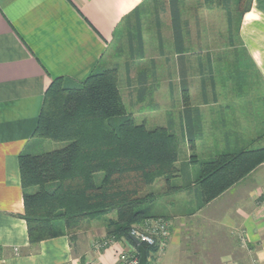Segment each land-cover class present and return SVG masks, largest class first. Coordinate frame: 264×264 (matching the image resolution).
Listing matches in <instances>:
<instances>
[{
	"label": "crops",
	"instance_id": "1",
	"mask_svg": "<svg viewBox=\"0 0 264 264\" xmlns=\"http://www.w3.org/2000/svg\"><path fill=\"white\" fill-rule=\"evenodd\" d=\"M147 1L0 0V264H122L120 253L133 249L124 239L101 250L94 248V240L105 238L106 217L84 220L74 230L73 240L62 234L30 244L26 222L21 217L24 210L18 156L22 152L38 153L40 147L36 143L44 142L33 138L32 133L50 83L55 79H62L63 83L81 82L90 73L108 68L104 61L109 43L123 19L136 7L140 8L143 40V55L137 57L146 56L144 17L149 13L143 12ZM235 2L231 0L229 8L235 6L233 19L239 20L237 35L241 48L237 50L243 52L264 83V0H251L248 10L243 12ZM220 4L227 24L228 7ZM164 13L167 29L162 31L160 15L153 14L152 38L158 56L169 58L168 70L173 79L166 86L168 108L152 126H146L145 120L143 123L149 129L164 127L175 136L185 137L191 129L195 137L192 141L185 138L187 144L182 149L178 145L174 176L168 180L159 178L145 190L154 196L143 208L148 209L149 215L164 216L170 222L169 236L164 248L158 251L157 264H264V211L259 202L264 194V162L207 203H202L196 184L198 161L220 153L253 149L250 145L261 143L264 118L257 122L253 114L256 98L242 99L241 104L246 106L238 108L241 115L233 119L237 123L228 122L220 106L219 110L212 109L219 100L210 53L205 65L198 64L200 101L182 102L178 53L169 15ZM196 16L194 12L195 23ZM187 38L186 35V41ZM190 51L188 48L184 53L188 90ZM235 51L233 48L231 52ZM131 60L124 63L128 94L133 102L146 101L153 110H160L161 102L153 100L149 89L155 82V60H151L148 69L143 67L139 71H133L135 64ZM142 71L146 77L141 99L138 76ZM133 72L136 73L132 75ZM206 80L211 99L207 96ZM257 100L264 114V92ZM186 106L189 115L184 113ZM204 107L209 110L207 113H203ZM247 120L252 126H246ZM48 146V150L59 148L56 144ZM151 257L150 254L148 259Z\"/></svg>",
	"mask_w": 264,
	"mask_h": 264
},
{
	"label": "trees",
	"instance_id": "2",
	"mask_svg": "<svg viewBox=\"0 0 264 264\" xmlns=\"http://www.w3.org/2000/svg\"><path fill=\"white\" fill-rule=\"evenodd\" d=\"M183 1L163 0L161 8L170 18L174 49L180 64L181 92L186 96L188 81L184 53L188 49L185 36L189 29L188 21L183 19ZM250 1L236 0L235 4L243 12L248 10ZM218 2L228 7L227 38L229 45L235 48L234 19L229 8L231 0H203L206 5ZM122 24L127 28L130 59L142 56L140 8L136 7ZM235 24L237 34L239 20ZM156 25L159 29L158 22ZM196 35L199 40L198 29ZM128 66L127 62V73ZM145 77L144 71L139 73L141 99L145 92ZM184 113L189 115L188 106ZM193 134L189 129L185 138L192 141ZM32 137L66 144L38 153L22 152L18 156L24 210L21 217L26 222L29 243L33 245L62 234H68L73 240L74 230L84 220L113 212L115 217L107 222L105 238L126 240L139 258L129 231L145 218L157 217L149 215L148 209L143 208V204L154 196L145 190L159 178L168 180L174 176L178 141L166 128L149 129L143 123L135 122L126 112L118 87L117 66L94 71L81 82L53 80L45 91ZM262 162L264 146L220 153L212 159L198 161L196 184L202 203L219 196ZM141 245L145 249L146 264H149L148 256L156 248Z\"/></svg>",
	"mask_w": 264,
	"mask_h": 264
},
{
	"label": "rangeland",
	"instance_id": "3",
	"mask_svg": "<svg viewBox=\"0 0 264 264\" xmlns=\"http://www.w3.org/2000/svg\"><path fill=\"white\" fill-rule=\"evenodd\" d=\"M163 0H148L146 3V7L144 9L143 14L149 13L144 17V29L147 36V49L146 56L144 58L139 59L140 57L133 58L131 60L129 57V53L127 50L126 38H127V28L124 27V24H120L117 29L113 40L109 43L107 52L105 54V61L109 67L117 66L118 69V87L123 100V104L125 106L126 112L129 113L132 118L137 123H143L145 120L146 126H152L153 123L157 122L159 118H161L163 113H166L168 108V101L166 98L167 95V84L170 79H173L172 72L168 70L169 58L166 60L162 56H158L157 49L154 47L153 40V30H154V20L153 14L158 13L161 19V26L164 25L162 31H166V17L165 11L161 8ZM247 3V2H246ZM246 3L244 5L246 6ZM235 5V4H234ZM235 6H230V10L233 14V17L236 16V8ZM194 12L197 14V22L194 20ZM183 17L187 19L189 32L187 34V47L191 50V54L188 55L190 59V72H189V90L187 95L184 96L181 92L182 102L185 104L192 103L195 101H200L201 89H200V79L201 74L199 71L198 64L199 62L205 65V60L207 58V54L210 53V57L213 61V77L214 81L217 85L216 94L219 100V104L213 105L212 109L219 110L217 106H220L221 109L227 115L228 122L237 123V121L233 119H237V115H241V108L245 106L241 104L244 97L248 99L256 98L253 100L252 108L253 114L259 120L264 118V114L262 113V104L258 103L257 97L260 96L261 93L264 92V83L259 78V75L255 73L253 67L250 62L246 59L243 52L237 50V48H241V43L239 41V37L236 34L235 28L236 24L233 23V33H234V46L236 49L235 52H231L233 47L229 45V41L227 38V24L225 18V11L222 8L220 2L205 5L201 0H184L183 1ZM122 25V26H121ZM197 29L199 30L200 39L197 40L196 33ZM152 38V39H151ZM189 41L191 43H189ZM120 48V50H119ZM212 54V56H211ZM155 60V71L153 78V84L149 86L151 90V96L154 101H160V110H153L152 104H147V102H133V98L128 94L125 86V73H124V63L127 60H131L133 65V71H139L140 69L150 67L151 60ZM205 74V71L203 70ZM136 73L133 72L132 75ZM148 72L147 74H150ZM203 76V75H202ZM160 86L157 88L156 84ZM207 83V96L208 99H211V92ZM122 89H121V87ZM177 95V94H176ZM249 100V101H250ZM234 101V102H233ZM238 101V103H236ZM164 102V104H163ZM165 106V107H162ZM250 106V105H249ZM239 108V110H238ZM248 108V104H247ZM203 113H207L209 110L207 107H204ZM256 122V121H255ZM256 122V123H257ZM144 124V123H143ZM246 126L250 127L252 124L247 120ZM177 141L180 149L183 146H186L187 142L184 136L177 135ZM44 142H37L36 145L40 147L39 152L48 150L50 148L48 145L56 144L57 147H62L66 144V142H53L51 140H42ZM258 144V145H257ZM249 148H256L260 146H264V138H262L261 143H255L250 145ZM197 168V166H196ZM261 198V197H260ZM263 199V197L261 198ZM260 200V199H259ZM106 217V225L109 219H114V213L110 212L106 215L100 217L102 219ZM111 217V218H110ZM98 219V218H97ZM87 220V222L94 221ZM137 225V224H135ZM95 241L98 240H94ZM158 249L152 252L151 260L148 259L149 264H157L158 259Z\"/></svg>",
	"mask_w": 264,
	"mask_h": 264
},
{
	"label": "built area",
	"instance_id": "4",
	"mask_svg": "<svg viewBox=\"0 0 264 264\" xmlns=\"http://www.w3.org/2000/svg\"><path fill=\"white\" fill-rule=\"evenodd\" d=\"M263 197V199H261ZM259 202L264 211V194L261 196ZM170 222L168 219L157 216L145 218L141 223L132 226L129 231V235L135 237L140 244L155 247L161 251L166 245L167 238L169 236ZM113 242L110 238H103L95 241L94 248L101 250L110 245ZM133 249L127 252H121L119 255V261L122 264H137L138 258L133 254ZM87 264V263H86Z\"/></svg>",
	"mask_w": 264,
	"mask_h": 264
},
{
	"label": "water",
	"instance_id": "5",
	"mask_svg": "<svg viewBox=\"0 0 264 264\" xmlns=\"http://www.w3.org/2000/svg\"><path fill=\"white\" fill-rule=\"evenodd\" d=\"M132 242L137 246L138 252H139V258H138V263L137 264H146L147 259H146V253L143 245L139 243V241L135 238L130 236Z\"/></svg>",
	"mask_w": 264,
	"mask_h": 264
}]
</instances>
